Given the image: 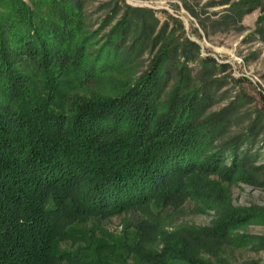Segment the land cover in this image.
Here are the masks:
<instances>
[{
  "label": "trees",
  "instance_id": "obj_1",
  "mask_svg": "<svg viewBox=\"0 0 264 264\" xmlns=\"http://www.w3.org/2000/svg\"><path fill=\"white\" fill-rule=\"evenodd\" d=\"M229 8L239 20L264 0ZM119 9L90 30L82 0H0V264H213L202 251L251 242L235 229L264 221L226 200L221 181L260 176L249 137L223 138L229 108L207 110L196 45L155 32L146 8L111 24ZM191 201L215 208L211 225L165 230ZM121 213L120 237L79 226Z\"/></svg>",
  "mask_w": 264,
  "mask_h": 264
},
{
  "label": "rangeland",
  "instance_id": "obj_2",
  "mask_svg": "<svg viewBox=\"0 0 264 264\" xmlns=\"http://www.w3.org/2000/svg\"><path fill=\"white\" fill-rule=\"evenodd\" d=\"M237 1L82 0L90 30L99 28L102 19L119 7L112 24L123 12L122 5L127 4L149 9L152 17L145 19L155 25V32L165 24V34H172L179 43L189 40L196 45L198 58L194 63H189L191 72L199 81H213L214 90L207 110L229 108L230 120L223 138L240 135L249 137L244 149L249 152L252 164L258 167L260 176L259 181L252 183L238 179L221 181L227 190L226 200L233 207L260 209L264 212V11L257 8L236 20L229 15L228 9ZM260 16L263 18L260 19ZM150 54L149 48L142 54L140 59L143 65L148 62ZM206 57L212 58L214 64L203 71L200 59ZM168 78L164 91L173 84L174 73ZM230 160L227 158L226 164ZM210 177L217 178L214 174ZM167 210L160 220L167 231H174L183 225L208 227L216 218L215 208H197L193 201L180 205V209ZM124 219L125 213H121L102 221L91 219L79 226L94 228L102 232L103 237L105 234L120 237ZM129 231L132 232V228ZM235 232L248 235L252 241L243 245L224 242L214 255L202 251V257L213 264H264V221L251 222L235 229ZM103 237L99 236L101 239ZM62 248H71L70 242H63Z\"/></svg>",
  "mask_w": 264,
  "mask_h": 264
}]
</instances>
